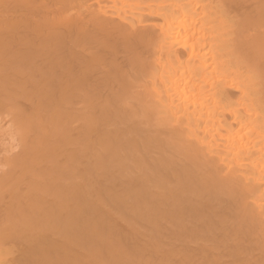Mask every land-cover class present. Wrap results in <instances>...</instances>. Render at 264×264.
I'll list each match as a JSON object with an SVG mask.
<instances>
[{"label": "bare ground", "instance_id": "1", "mask_svg": "<svg viewBox=\"0 0 264 264\" xmlns=\"http://www.w3.org/2000/svg\"><path fill=\"white\" fill-rule=\"evenodd\" d=\"M0 264H264V0H0Z\"/></svg>", "mask_w": 264, "mask_h": 264}]
</instances>
